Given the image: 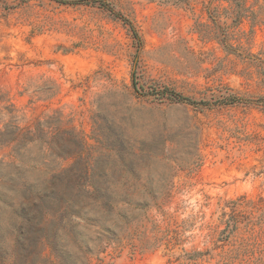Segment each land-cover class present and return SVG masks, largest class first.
Listing matches in <instances>:
<instances>
[{
  "label": "rangeland",
  "instance_id": "obj_1",
  "mask_svg": "<svg viewBox=\"0 0 264 264\" xmlns=\"http://www.w3.org/2000/svg\"><path fill=\"white\" fill-rule=\"evenodd\" d=\"M95 1L0 0V91L24 127L61 113L91 148L92 181L148 204L19 236L0 201V264L21 251L26 264H264V0L240 24L227 1L212 3L222 23L213 0ZM29 147L26 160L41 157V142ZM24 166L0 177L9 187Z\"/></svg>",
  "mask_w": 264,
  "mask_h": 264
},
{
  "label": "trees",
  "instance_id": "obj_2",
  "mask_svg": "<svg viewBox=\"0 0 264 264\" xmlns=\"http://www.w3.org/2000/svg\"><path fill=\"white\" fill-rule=\"evenodd\" d=\"M215 1H227L229 7L224 9L227 12V21L240 24L248 17H255L256 11L249 0H213L205 7L209 13V18L214 23H222L221 15L216 8H212ZM101 2L103 0L95 1ZM109 8V7H108ZM113 10V9H111ZM219 11V9H218ZM219 14V15H218ZM130 25L138 43L142 44V38L135 25L126 17L118 15ZM225 21V23H227ZM264 23V20L260 21ZM202 33V31H201ZM136 87V81L133 80ZM172 96L180 101H190L180 93H172ZM95 115L97 128L101 131L98 118ZM63 117L58 112L56 117L38 118L34 127H24L15 106L9 98L0 91V154L10 148V152L4 158L9 157L11 161L0 160V167L7 165L13 169L21 166H30V169L16 171L14 177H10V186L3 182V191L10 192L9 197L0 193V201L4 207L13 208V213L18 217L19 224L15 227L17 235H25L32 231H42L46 229L47 219L51 217H66L67 215L84 217L87 213L95 211L110 217L119 204L133 206L147 205L148 203L138 201L133 202L131 195L138 192L137 189L128 188L126 191L112 185H101L93 182L96 172L93 169V153L88 147L87 141L80 131L75 129L67 130L62 127ZM102 143V139L95 137ZM41 142V157L35 156L31 160L25 159L26 151ZM114 148V147H113ZM52 155V159L47 163L46 155ZM44 157V159H42ZM73 159V163L68 167H63L55 162ZM18 162V165L16 164ZM25 167V166H24ZM21 169V168H20ZM36 171L37 177L30 181L27 178L29 171ZM2 189V188H1ZM140 190V189H139ZM145 193L152 197L159 195V189L145 187ZM107 223L104 229H109ZM15 264H26L27 256L21 251L16 255Z\"/></svg>",
  "mask_w": 264,
  "mask_h": 264
}]
</instances>
